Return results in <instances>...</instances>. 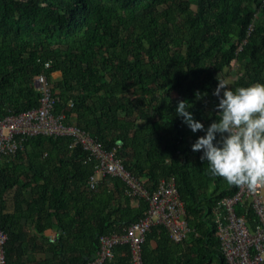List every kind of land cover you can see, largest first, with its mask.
<instances>
[{
	"label": "trees",
	"instance_id": "1",
	"mask_svg": "<svg viewBox=\"0 0 264 264\" xmlns=\"http://www.w3.org/2000/svg\"><path fill=\"white\" fill-rule=\"evenodd\" d=\"M55 72L60 82L51 81ZM43 73L59 96L55 113L106 151L116 149L149 193L175 177L191 233L178 244L162 225L152 226L144 264H226L214 213L239 187L212 175L202 151H192L205 132H192L176 108L185 100L207 129L217 118L219 74L232 89L264 83V0H0V120L39 108L34 82ZM72 142L33 137L0 163L7 264H23L14 246L22 216L4 214V201L26 171L42 177L34 179L25 216L38 215V230L45 222L61 231L48 248L53 259L38 264H89L103 236L123 235L145 216L148 202L127 195L117 177L103 176L89 189L95 163H85ZM236 213L257 226L249 204ZM106 264H131L129 245Z\"/></svg>",
	"mask_w": 264,
	"mask_h": 264
},
{
	"label": "built area",
	"instance_id": "2",
	"mask_svg": "<svg viewBox=\"0 0 264 264\" xmlns=\"http://www.w3.org/2000/svg\"><path fill=\"white\" fill-rule=\"evenodd\" d=\"M45 68H49V64H46ZM34 90L41 95L39 108L0 120V163L23 150L30 138L68 137L73 141L72 148L80 146L85 152V163H95V173L88 181L90 190L96 189L99 178L109 175L125 183L127 195L144 198L149 204L145 216L132 224L123 235L103 236L100 239V250L89 264H106L114 258L116 248L121 245H129L131 264H144L142 245L146 234L155 225H162L175 243L187 240L191 229L186 219L185 205L177 191L175 177L161 180L157 190L149 193L126 170L122 160L116 157V149L106 151L76 124H67L65 114L55 113L59 96L52 90L46 74L35 78ZM263 190L264 188H260L256 192H250L246 187H239L234 196L218 202L214 222L226 264H264ZM245 204L250 205L258 218L254 229L244 216H238L236 213L237 207ZM7 241L8 236L0 226V264H7Z\"/></svg>",
	"mask_w": 264,
	"mask_h": 264
},
{
	"label": "clouds",
	"instance_id": "3",
	"mask_svg": "<svg viewBox=\"0 0 264 264\" xmlns=\"http://www.w3.org/2000/svg\"><path fill=\"white\" fill-rule=\"evenodd\" d=\"M217 80L213 93L219 98L217 118L207 129L194 119L185 100L178 102L176 113L192 132H205L193 143L192 151H202L200 159L208 162L212 175L256 192L264 188V83L232 89L220 74Z\"/></svg>",
	"mask_w": 264,
	"mask_h": 264
},
{
	"label": "crops",
	"instance_id": "4",
	"mask_svg": "<svg viewBox=\"0 0 264 264\" xmlns=\"http://www.w3.org/2000/svg\"><path fill=\"white\" fill-rule=\"evenodd\" d=\"M61 80L62 74L60 72H55L51 75L52 82H60ZM23 163V168H25L24 166H27L28 162L24 161ZM41 177L39 173H34L33 171H26L20 174L18 178L20 183L15 185L5 196L4 214L14 217L22 216L18 220L20 238L14 243V246L23 264H38V262L52 260L53 253L48 248L50 243L55 241L61 234L60 230L47 227L45 222L42 225L46 228L38 230L39 217L37 214L32 217L25 216L28 212L27 202L35 196L34 192L37 189L34 179ZM24 184L28 185L24 186ZM53 222L55 224L56 220H53Z\"/></svg>",
	"mask_w": 264,
	"mask_h": 264
}]
</instances>
